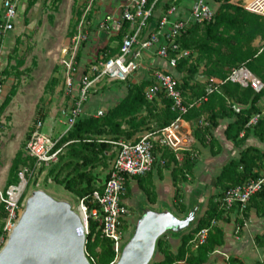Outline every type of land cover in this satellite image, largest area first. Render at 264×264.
<instances>
[{"label": "trees", "instance_id": "obj_1", "mask_svg": "<svg viewBox=\"0 0 264 264\" xmlns=\"http://www.w3.org/2000/svg\"><path fill=\"white\" fill-rule=\"evenodd\" d=\"M26 1L24 14L37 2V0ZM76 1L73 0L71 9L72 16L76 18L75 24L81 20L87 4V0H85L84 7L78 8ZM215 1L219 3V6L214 10L211 21L190 24L186 32L178 37L177 42L180 48L189 49L191 55L179 59L175 67L176 72L181 75L178 88L181 90L185 101L193 102L206 95L205 99H201L197 104L190 107L186 113L182 114V117L191 123L193 138L197 137L202 144L208 145L212 155H215L219 149L215 150L214 148L215 140L212 138L206 140V137L209 135L210 129L217 126L218 119L225 117H232V121L227 124L224 130L226 139L237 145L242 143L252 132L260 141L264 142V113L258 106L259 101L264 98V88L259 92H255L249 86L244 87L239 83L226 80L218 86L217 90L207 94L204 88L205 82L198 78L199 75H204L225 80L233 68L245 66L264 85V46L259 53L257 48L248 47L247 49L246 47L244 50L242 49L244 44L249 45L257 36L264 43V17L254 15L251 22L248 19L247 11L241 4L242 0ZM181 2L182 0H159L156 8L162 7V14L172 4L179 5ZM89 12L88 14H91ZM87 19H90L89 15ZM148 23L150 25L155 23L154 15L148 18ZM72 25V18H70L67 31L68 37L72 34ZM127 29H129V23L123 22L121 31L125 33ZM123 34L120 35L121 38ZM106 47L102 49L105 50ZM100 54L107 59L114 54V48H109L107 52L101 49L98 50L96 58ZM74 58L79 61V51ZM16 62L19 65L24 60L20 58ZM201 66H203V70L200 72ZM57 84L58 79L51 76L45 85L44 93L52 94ZM146 85L147 82L145 81L127 84L125 95L115 105L109 107L99 116L82 117L80 114L74 124L58 138L56 146L61 149L57 160L49 166L59 162V158L64 153L62 152V146L66 148V153L70 157L67 162L62 163L56 170L50 167L47 174L52 176V179L58 185L77 196L79 201L83 199L89 209L95 205L91 202L93 191L102 189L110 169L105 173L103 180L99 182L97 179L99 176H96L93 172L95 165L106 154L112 156L110 160L112 161L116 153V147L110 141H135L144 132L161 129L178 115L177 112L171 110L170 100L167 98L162 97L160 101L145 99L143 90ZM17 88V84H13L0 103V115L15 95ZM39 100L43 101L41 98ZM233 103L247 107L235 111ZM255 113H262L259 120L254 126L246 127L249 118ZM202 115L206 116L205 125L199 124ZM39 117L44 119L45 114L41 113ZM242 131L244 133L239 137ZM22 148L21 145L12 158L5 188L18 181L17 172L22 166H28L31 171L35 170L33 158L26 154L25 147L22 152ZM161 153L168 158L165 165L169 166L170 163H173L171 172L172 183L175 186V205L180 206L179 212L183 213L186 210L180 200L179 184L187 181L195 158H191L189 153H184L180 163L168 150ZM65 168H68V171L61 178L62 171ZM42 170L40 169V171ZM261 172L264 173V151L252 145L246 146L240 151L239 157L229 160L216 176L214 186L217 192L208 197L207 208L204 213L195 222L189 224L186 228L187 231L181 232L180 244L176 253L171 252L164 238L160 237L156 242V251L161 252L164 258L157 263L153 260L150 264H176L177 261L181 260H184L187 264L205 263L214 248L224 242L222 230L218 226L210 227L205 241L197 247H193L191 239L200 229L208 227L212 219H221L229 211L235 209L223 211L219 208L220 199L227 188L250 178H256ZM142 177H137L138 181ZM139 185L149 197V189L144 187L142 183ZM125 188L127 189L126 183ZM24 198L25 194H23L21 201ZM251 208L255 209L258 216H264V188L251 196L245 210L242 212L244 218L237 220L238 225H243ZM5 216L4 204L0 202V233ZM123 227L125 228L126 225ZM88 228L89 233L86 235L85 242L86 250L95 257L98 264L110 263L114 258L111 241L101 236L98 223L91 218H88ZM254 243L257 247H264V231L254 236ZM226 264H243V262L230 256ZM253 264H264V262L256 261Z\"/></svg>", "mask_w": 264, "mask_h": 264}, {"label": "built area", "instance_id": "obj_2", "mask_svg": "<svg viewBox=\"0 0 264 264\" xmlns=\"http://www.w3.org/2000/svg\"><path fill=\"white\" fill-rule=\"evenodd\" d=\"M21 0H0V36L13 29L18 16V6ZM113 3L114 11L119 15V26L123 22L129 23V29L123 34L118 51L107 59L100 54L88 71L82 75L78 94L67 110H62L65 116L66 130L76 121L82 113V108L88 99L90 88L95 83L105 78L108 82H125L142 67L143 53L153 50L155 55L165 60L168 66L175 69L179 59L191 55L189 49L180 48L177 39L184 34L190 24L209 22L213 19L214 9L210 6L209 0H192V3L185 13L179 15V5L172 4L153 25L148 23V18L154 15L159 0H109ZM96 0H87L86 7L81 16V23L86 13L95 8ZM243 8L251 13L264 17V0H242ZM115 22L114 13L106 14L97 24L99 30L109 31ZM85 39V36H84ZM150 83L144 88L143 95L147 100H161L162 97L170 100L171 110L178 113L177 117L169 124L157 131L144 132L137 140L110 141L116 147L115 156L111 162L108 177L101 190H94L91 195V202L95 205L88 208L83 199L79 201L78 210L84 220V233H89L88 218L98 223L101 236L111 241L114 252L113 260L108 264H114L119 258L122 246L125 243L124 225L130 222L131 212L125 203L123 196L126 188L127 177H142L151 171L155 165L156 150L162 152L168 150L179 161L183 153H189L191 158L196 157L191 146V140L184 142L181 133L183 128L182 114L197 104L201 99L187 102L178 88L179 78L159 68L149 69ZM229 80L239 83L241 86H249L255 92H259L264 85L247 67L239 66L233 68L225 80L211 76L205 82V92L211 93L218 89V86ZM66 84L72 87L73 82L69 79ZM93 88V87H92ZM2 85L0 82V97ZM235 111L239 109L233 105ZM103 111H98L101 115ZM261 113L253 114L246 127L254 126L259 120ZM200 125H205V119L199 120ZM43 119L37 116L31 125L30 137L25 144L26 154L33 158L34 167L49 166L57 160L59 147L56 146L58 138L53 139L42 129ZM65 130V131H66ZM64 131V132H65ZM188 138V137H187ZM163 164L164 160H160ZM33 175L28 166H22L18 172V181L9 185L6 190L0 189V202L4 204L6 216L3 221L0 233V248L5 243L8 234L16 224L24 207V200L21 201L26 191L30 178ZM264 188V173L256 178H250L240 184L227 188L221 199L219 208L228 211L235 208L242 214L251 196ZM219 219H212L208 227L200 229L191 239L193 247L203 243L210 227L218 226ZM239 226L235 227V232ZM85 255L89 262L98 264L93 255L84 247Z\"/></svg>", "mask_w": 264, "mask_h": 264}, {"label": "crops", "instance_id": "obj_3", "mask_svg": "<svg viewBox=\"0 0 264 264\" xmlns=\"http://www.w3.org/2000/svg\"><path fill=\"white\" fill-rule=\"evenodd\" d=\"M26 3H27L26 0H21L18 6V11L21 10V8L24 7ZM191 3L192 0H182V2L179 4V15L181 16L185 15ZM209 4L214 10H216L217 7L219 6V3L216 2L215 0H209ZM162 9H163L162 7L155 8L154 20H157V18L160 17ZM92 13L95 16H93L91 21L88 20L86 21L89 24L90 28L92 26L95 27V25L97 26L98 22L106 14L114 13L115 22L112 24V27L109 31L99 30L97 27L96 29L97 36L103 34H105L106 36L104 37V39L99 37L96 41H94L95 43L94 45L96 46V44H101V43L103 45H106L107 43H109L108 44L109 48L111 49L114 48V54H115L118 51L121 43L120 35L123 34L124 31H121V26H119L120 25L118 23L119 15L117 14L116 11H114L113 3L110 2L109 0H96L95 8L92 10ZM247 13L249 17L248 19L251 20L252 22L253 21L252 18L256 14L248 11ZM0 16H1V8H0ZM19 19L20 17L18 14L15 24L19 21ZM63 21L65 27L68 28L70 18H68V20L65 18V20ZM13 30L14 27L12 30L0 36V82L2 85L0 103L2 102L4 97L8 94L11 86L13 85L12 83L18 80L23 82V75L21 71H26V69H28V67L31 65V62H21V64L18 65V62L16 61H18L20 58L15 62H1L8 54L9 52L8 49L14 44ZM8 33L11 34L12 38H11L10 46L5 48L4 45L5 38L8 35ZM263 46L264 43L262 39L259 36H257L249 45L244 44L242 49L244 50L246 47L247 49L248 47L254 49L257 48L259 53L262 50ZM97 47H98L97 48L98 51V49L102 46L97 45ZM80 57H81V52H80ZM155 57L157 56L155 55L153 50L145 51L143 53V58H142L143 68L138 70L134 75L130 76L127 81L118 83L121 86L118 93L117 92L114 93V88H111L112 91L110 96L111 98L108 97V101H106L104 107H102L101 105L97 106L94 103L95 101L94 99L97 98L96 97L97 94L91 95V92H96V89L101 86L99 84L100 82L95 83L94 86H92L93 88L92 87L90 88L88 99L82 108L81 116L82 117H88L90 115L98 116L97 115L98 111L105 112L109 107L115 105L125 95L126 87L127 84L129 83H140L145 81L147 82L148 85L150 83L149 71H148L149 69L159 68L166 72L171 73L172 75L176 76L179 79L181 78V75L176 72V69L170 68L165 60H163L165 63H163L162 65L151 63ZM95 60H96V55H95V59L87 65L84 72L88 71L89 66L93 64ZM75 63H78V61H75ZM54 67H55V62H38V69L33 70L29 73L30 76L32 77V80L29 81V83L23 85L22 87H19L15 95L12 97L11 101L5 107L6 110H11L9 106H11V104L14 102L18 107V109L20 108V110L16 109L18 110L16 112L17 114L16 116L17 118L19 115L27 116L25 121L26 129H28L30 121L32 117H34V114H37L38 112L39 104H40L39 99L44 93L45 85L49 80V78L51 77L50 75L52 74ZM202 70H203V66L200 67L199 71L201 72ZM198 78L204 81L207 77L204 75H199ZM111 83L113 82H109V83L107 82V84H111ZM117 89L119 88L117 87ZM76 95L68 100L69 104L67 105V109H69L70 106H72L76 98ZM92 97L94 98L92 99ZM234 104H238V103H233V105ZM258 106L261 108L262 113H264V98H262L259 101ZM42 113L45 114V117L43 119L44 125H47L48 127V131L44 130V132L49 134L52 138V134H51L52 129L51 128L49 129V125L51 123L50 119L48 118L49 113L47 114L45 111ZM205 117H206L205 115H202L199 120L205 119ZM63 118L64 120L61 121L65 124L66 118L65 116H63ZM230 121H232V117L231 118L225 117L222 119H218L217 126L210 129V133L206 137V140L212 138L213 140L216 141L214 148L215 150L219 149V151L215 155L211 154L208 145L202 144L197 137L193 138L192 136L193 128L189 121L184 119L182 123L183 128L181 130V133L184 136L183 140L186 143L190 139L191 140L190 148H192L193 152L196 153L195 161L193 163V166L191 168V173L188 176L187 181L181 182L179 184L180 197H181L180 200L186 210L184 215L182 216L178 215L175 212L173 206L176 204V199L174 197L175 186L172 183V172H171L173 163H170L169 166L165 165L168 161V158L164 157L161 152H158L159 151L158 149L156 150L157 161L153 166V168L151 169V171L148 172V174L140 178L139 181L137 177L126 178L127 189L125 191L123 199L130 208L131 212L132 211L134 212L133 215L136 216V219L137 216L139 218L138 212L139 211L141 213L143 212L144 206H150L152 208H158V209L163 208L164 206H169L171 207L170 209L176 216L183 217L185 216L189 208H191L192 205H195L196 208H198L197 215L195 218L196 220L206 210L208 197L217 192V189L214 186V182L216 176L220 173L222 167L229 160L237 159L240 155V151L248 145L255 146L259 148L261 151H264V142L260 141L255 135L252 134V132L249 133L247 138L242 143H239L237 145L234 144L232 141L226 139L224 135V130ZM19 126L20 123L16 122V128H18ZM65 130H66V124L64 131ZM64 131L61 133V135L64 133ZM243 133L244 131L240 132L239 137H241ZM18 146L19 144H17V146H14L13 144L8 145V149L12 150V157H14L15 152L19 149ZM183 156L184 153L182 154V158ZM201 157L203 158V160L201 159ZM182 158L179 160L180 163L182 162ZM160 160H164V163L162 164ZM111 162L112 161H110V164L106 169L105 173H107L108 169L110 168ZM6 175H8V173ZM6 179L7 176H5V183H6ZM140 183H142L144 187L149 189L150 191L149 197L141 189L139 185ZM208 187H210V189H213V191L208 192L207 190L209 189ZM243 218H244L243 215L240 214L238 210L233 209L229 211V213L226 216L219 219L218 227L223 232L224 242L221 245L216 246L214 248V250L209 254L207 261L203 264H226V261L230 256L238 258L243 262V264H253L256 261L264 262V247H257L254 243V236L264 231V216H258L255 209L251 208L248 213L247 219H245L243 222V225L241 226L238 225L237 220ZM195 220L193 222H195ZM236 226H239V231L237 233L235 232ZM185 231H187L186 228L185 230L180 232H166L161 236L166 241L167 247L171 252L176 253L177 248L180 244V234L181 232H185ZM163 258H164L163 254L155 250L152 261L154 260V262L157 263L159 261H162ZM176 264H187V263L184 260H181V261H177Z\"/></svg>", "mask_w": 264, "mask_h": 264}, {"label": "rangeland", "instance_id": "obj_4", "mask_svg": "<svg viewBox=\"0 0 264 264\" xmlns=\"http://www.w3.org/2000/svg\"><path fill=\"white\" fill-rule=\"evenodd\" d=\"M84 1L85 0H77L76 6L78 8L84 7V4H86ZM72 3L73 0H37L35 5L31 7L27 13L24 14L26 4L21 8V10L18 11L20 19L15 24L13 30L14 44L8 49V54L1 62H15L19 58H23L24 62H31V65L28 67V69H26V71H21L23 75V82L18 80L12 84H17V87L19 88L26 83H29V81L32 80V77L29 73L38 69V62H55V67L50 76H55L59 81L52 94H42L41 99L43 101H40L38 112L37 114H34V117H32L28 129H26L25 125L27 116L19 115L17 118L16 112L20 110V108L18 109L14 102L11 104V106H9L11 110H6L5 108L3 111V114L0 117L1 190H6L5 176H7L6 174L8 173L13 158L12 150L8 149V145L13 144L14 146H17V144H19L18 148L22 145L23 152L25 144L30 137L32 122L44 111L47 114L49 113L48 118L51 121L49 129H52V138H58L65 129V124L62 122L64 120V114H62V110H66L67 105L69 104L68 100L78 94V83L80 82L82 75L86 73L84 71L87 65L95 59L98 48L97 45L102 46L98 50L101 49L105 52L109 50V43L106 45H103L102 43L96 44V46L94 45V41H96L99 37L104 39L106 36L105 34L97 36V26L95 25V27L92 26L90 28L89 24L86 22L87 20L91 21L93 16H95L92 13L94 8L90 10L89 13L91 14L86 13L82 23L81 20H79V22L75 24L76 18L71 14ZM82 3L83 5H81ZM88 15L90 16V19H87ZM65 18L67 20L68 18H72L73 25L71 27L72 34L70 37L67 36L68 28H66L63 24V20H65ZM11 38V34L8 33L5 38V48L10 46ZM103 47H106L105 50L102 49ZM78 51L81 52V57L78 63H75L76 60L74 57ZM151 63L162 65L165 62L163 59L155 57ZM68 77L71 82H73L72 87L66 84ZM107 82L108 81L103 78L99 83L101 86L96 89V92H91V95L97 94V98L94 99V103L97 106H105L106 101H108V97L111 96V88H114V93H118L121 88L118 83L122 82H113L111 84H107ZM117 87L119 89H117ZM93 98L94 97H92V99ZM16 122L20 123L18 128H16ZM42 130L48 131L47 125H44ZM62 147V152L64 153L59 158V162L57 164L49 167L44 166L38 169L35 168V170H33L34 175L31 178V182L27 186L24 194L25 197H27L33 190L42 189L58 199L68 201L71 206L77 210L79 208V199L77 196L69 193L67 190H64L62 186L54 182L52 176L47 174L50 167H53L56 170L62 163L69 160L70 156L67 155L66 148L64 146ZM111 157L112 156L110 154H106V156L95 165L96 167L93 172L96 174V176H99L97 177L99 182H101L105 176V171L110 164ZM201 159L203 160L202 157ZM40 169L43 170L40 171ZM67 171L68 168H65L62 171L61 178L65 176ZM210 187L207 189L208 192L213 191V189H210ZM173 206L175 212L178 215H184L185 212H179L181 208L180 206ZM163 208H168L171 210V207L169 206H164ZM163 208H159V210ZM131 213L132 215L130 217V222L124 228L125 243L132 235L135 224L139 219L138 216L136 219V216L133 215V211ZM138 215L140 217V211L138 212Z\"/></svg>", "mask_w": 264, "mask_h": 264}, {"label": "water", "instance_id": "obj_5", "mask_svg": "<svg viewBox=\"0 0 264 264\" xmlns=\"http://www.w3.org/2000/svg\"><path fill=\"white\" fill-rule=\"evenodd\" d=\"M239 110L247 106L234 104ZM192 205L178 217L168 208L144 206L133 233L114 264H150L157 239L180 232L196 218ZM82 214L42 189L26 197L23 210L0 248V264H91L85 255Z\"/></svg>", "mask_w": 264, "mask_h": 264}]
</instances>
